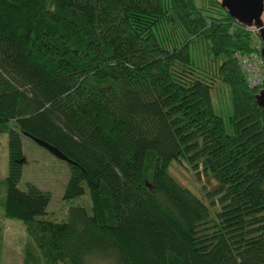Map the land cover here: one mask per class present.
I'll list each match as a JSON object with an SVG mask.
<instances>
[{
	"label": "trees",
	"instance_id": "obj_1",
	"mask_svg": "<svg viewBox=\"0 0 264 264\" xmlns=\"http://www.w3.org/2000/svg\"><path fill=\"white\" fill-rule=\"evenodd\" d=\"M261 43L220 0H0V215L24 228L21 264H264V112L235 54ZM195 129L231 199L213 212L170 169ZM21 133L66 159L64 198L90 205L51 218L47 191L18 187Z\"/></svg>",
	"mask_w": 264,
	"mask_h": 264
},
{
	"label": "rangeland",
	"instance_id": "obj_2",
	"mask_svg": "<svg viewBox=\"0 0 264 264\" xmlns=\"http://www.w3.org/2000/svg\"><path fill=\"white\" fill-rule=\"evenodd\" d=\"M262 20L264 23V13ZM251 27L254 29L253 26ZM196 47L198 50L203 49L201 44ZM211 94L214 111L227 120L233 111L230 88L225 82L218 81ZM184 129H187V126ZM189 132L184 139L188 142V146L174 157L170 169L177 180L213 212L231 202V199L224 187L207 172L210 139L200 130L195 129ZM20 138L25 162L17 185L20 189H24L26 183H31L47 191L49 201L46 210L49 217L66 218L67 208L70 205H88V203L90 205L87 191L72 198H64L70 172L67 161L61 154L46 143L35 141L23 133L20 134ZM6 161V136L2 134L0 135V179L6 173ZM2 191L4 192V186L0 185V199ZM0 227H2L0 264H21V248L26 241L22 224L15 219L0 215ZM112 263L104 258L92 259V264Z\"/></svg>",
	"mask_w": 264,
	"mask_h": 264
},
{
	"label": "water",
	"instance_id": "obj_3",
	"mask_svg": "<svg viewBox=\"0 0 264 264\" xmlns=\"http://www.w3.org/2000/svg\"><path fill=\"white\" fill-rule=\"evenodd\" d=\"M220 2L232 18L256 29L257 35L262 41L260 53L264 58V23L262 20L264 0H220ZM256 98L264 112V87L258 90Z\"/></svg>",
	"mask_w": 264,
	"mask_h": 264
},
{
	"label": "built area",
	"instance_id": "obj_4",
	"mask_svg": "<svg viewBox=\"0 0 264 264\" xmlns=\"http://www.w3.org/2000/svg\"><path fill=\"white\" fill-rule=\"evenodd\" d=\"M254 30L256 31L255 28ZM235 54L248 84L258 89L264 87V58L260 48L259 50H238Z\"/></svg>",
	"mask_w": 264,
	"mask_h": 264
}]
</instances>
